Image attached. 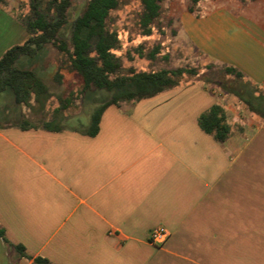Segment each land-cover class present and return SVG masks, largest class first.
I'll list each match as a JSON object with an SVG mask.
<instances>
[{
  "label": "crops",
  "instance_id": "obj_1",
  "mask_svg": "<svg viewBox=\"0 0 264 264\" xmlns=\"http://www.w3.org/2000/svg\"><path fill=\"white\" fill-rule=\"evenodd\" d=\"M201 9L178 28L206 56L202 77L110 105L95 136L0 125V264H264V118L245 101L264 107V0ZM18 36L29 33L0 6V58ZM10 100L29 119L58 115L47 98ZM215 105L224 141L199 124ZM157 228L161 245L149 241Z\"/></svg>",
  "mask_w": 264,
  "mask_h": 264
},
{
  "label": "trees",
  "instance_id": "obj_2",
  "mask_svg": "<svg viewBox=\"0 0 264 264\" xmlns=\"http://www.w3.org/2000/svg\"><path fill=\"white\" fill-rule=\"evenodd\" d=\"M120 1L89 0L84 11L71 22L69 32L66 34L68 14L74 0H20L29 9V15L19 20L30 37L22 44L12 46L1 56L0 92L10 89L17 104L27 105L31 98L38 103L43 98H51L53 94L41 76L32 69L20 67L18 63L22 57L32 59L47 45H52L58 52L69 57L71 71L82 79L80 101L95 97L96 101L89 100L90 103L95 104L100 101H98L99 91L109 95L96 107L86 127L85 133L95 136L99 130L101 116L110 105L152 97L178 85L186 76L198 75V70L191 67L159 71L129 69L128 73L123 74L122 63L114 53L119 45V34L111 30L107 22L110 12L118 8ZM141 1L143 11L139 22L144 34L150 35L153 24L160 17L161 4L165 0ZM193 1L198 2V0ZM5 2L6 0H0V6ZM225 72L242 78V74L232 67H226ZM55 79L61 82L59 77ZM72 101L71 97L64 100L58 95L55 108V113L58 115L43 127L55 132L76 130L64 123L65 120L72 118L63 114L73 103ZM245 101L252 111L261 114L264 118V107H255L250 100L245 99ZM199 124L206 133L214 135L218 141H224L229 136L230 129L226 123L225 112L219 105L213 106L207 113L201 115ZM0 238L5 239V232L1 227ZM15 247L18 252L25 254L23 246ZM34 263L51 264L41 257L35 258Z\"/></svg>",
  "mask_w": 264,
  "mask_h": 264
},
{
  "label": "rangeland",
  "instance_id": "obj_3",
  "mask_svg": "<svg viewBox=\"0 0 264 264\" xmlns=\"http://www.w3.org/2000/svg\"><path fill=\"white\" fill-rule=\"evenodd\" d=\"M202 1L210 0H198L197 3H194L193 0H165L161 4L160 17L152 26V33L145 35L139 22L143 11L142 1L121 0L118 8L110 12L107 22L108 27L119 34V45L114 53L122 63V73H128L129 69L159 71L191 67L198 70V75L186 76L185 78L202 77L205 74V72L202 74V71H206V60L204 61L206 56L203 57L204 59L201 58L199 49L195 45H190L188 36L178 28L179 19L184 10L193 11L196 15L199 11L204 13L201 9ZM88 2L89 0H74L68 14L69 23L65 28L66 34L69 32L71 22L84 11ZM1 7L17 20L20 27L29 33L19 20L29 15L26 4L20 0H6ZM19 39L18 36V43L15 45L25 42H19ZM18 65L36 71L52 92V97L47 99V101L51 100L48 113L50 118L56 116L54 107L57 106L58 95L64 100L69 97L72 98L73 103L63 113L67 117H72L64 121L66 125L72 128L87 127L96 107L109 96L106 92L99 91V102L95 104L89 102V100L96 101L95 97L94 99L88 98L83 102L80 101L79 92L83 85L82 79L77 73L71 71L69 57L58 52L52 45H47L32 59L22 57ZM216 73L217 71L214 70L211 72L213 77L218 78ZM56 77H59L61 82H57ZM11 96L14 97L10 89L1 92L0 125L20 126L28 123L32 125L46 123L45 121L29 119L27 108L15 106V102L10 100ZM20 110L24 114V119L19 117Z\"/></svg>",
  "mask_w": 264,
  "mask_h": 264
},
{
  "label": "built area",
  "instance_id": "obj_4",
  "mask_svg": "<svg viewBox=\"0 0 264 264\" xmlns=\"http://www.w3.org/2000/svg\"><path fill=\"white\" fill-rule=\"evenodd\" d=\"M166 232L163 229L157 228L150 232L149 241L156 245H161L166 241Z\"/></svg>",
  "mask_w": 264,
  "mask_h": 264
}]
</instances>
